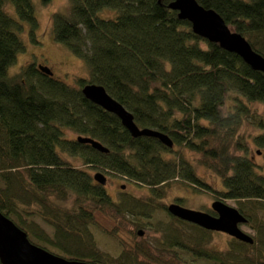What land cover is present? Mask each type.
<instances>
[{"label":"trees","instance_id":"obj_1","mask_svg":"<svg viewBox=\"0 0 264 264\" xmlns=\"http://www.w3.org/2000/svg\"><path fill=\"white\" fill-rule=\"evenodd\" d=\"M67 1L68 12L50 16L51 33L85 63L88 79L78 78L75 86L43 74L35 61L8 75L25 49L23 24L31 44L38 43L39 24L32 0H0L1 214L34 245L72 261L264 264V174L246 155V131L252 126L259 131L253 143L264 148V75L195 35L168 9L173 0ZM195 1L264 58V0ZM10 5L16 17L5 10ZM104 9L115 15L99 18ZM88 83L102 86L140 129L166 134L173 147L156 138L131 137L115 115L81 94ZM80 136L93 138L108 152L79 144ZM195 162L219 179L221 190L203 181ZM87 169L145 189L146 197L126 194L129 198L117 202ZM172 187L233 202L254 231L253 243L233 238L223 252L208 248L210 232L168 215L161 205ZM56 202L71 206L60 208ZM32 207L52 229L51 237L32 219ZM158 209L168 221L152 228L158 234L152 244L132 239L117 257L94 244L91 228H99L98 219L129 221L134 238L137 229H151L147 222Z\"/></svg>","mask_w":264,"mask_h":264},{"label":"rangeland","instance_id":"obj_2","mask_svg":"<svg viewBox=\"0 0 264 264\" xmlns=\"http://www.w3.org/2000/svg\"><path fill=\"white\" fill-rule=\"evenodd\" d=\"M51 2L47 5H42L40 0H32L34 5V12L35 17L37 20L38 29H37V36H38V43L31 44L27 34V25L23 24V31L20 34L21 40L23 41V45H25V49L23 53L18 54L15 63L8 69V75L12 76L14 73H17L21 67L24 66L26 63L34 62L37 65L46 66L52 72V75L61 80L65 85L75 86V81L78 78L88 79V71L85 66V63L82 62L81 59L78 57L73 56L66 47L63 45L55 42L53 40V33H51V22L50 16L53 12H61L66 13L68 8V1L67 0H50ZM10 10L7 9L6 11L16 17L14 13L13 7L10 5ZM115 15L114 11L111 9H104L97 13V16L101 19L112 18ZM260 111H262L261 105L257 106ZM247 138V157L250 158L253 162L256 163V172L259 174H264V148H257L252 141V138L255 134H258L259 131L256 130L253 126L248 128ZM260 152V154H258ZM188 156L195 160L198 158L195 154H188ZM71 162L81 168L80 164L76 161L71 160ZM196 173L203 178L208 185H211L215 189L221 190L222 185L219 179L214 176L210 175L207 171H205L201 166L196 165ZM198 168V169H197ZM89 174H95L96 170H88ZM107 183L104 186L105 190H107L108 194L111 196L113 200L117 202H122L124 199L129 198V196H133L135 198L144 199L146 197L147 191L142 188H138L137 186H130L128 182L123 181L117 178H108L106 176ZM121 186L124 189H121ZM128 194L129 196H127ZM181 197L182 203L181 206L186 209H192L196 211H204L210 208L209 205L214 200L213 196H209L201 191L193 192L191 189L189 190H182L181 187H172L167 194V196L161 200V205L168 206L171 203H176L175 197ZM230 207L236 206L231 201H223ZM60 208L62 207H70V202H56ZM177 204V203H176ZM179 205V204H178ZM32 219L42 227L46 233V235H52V229L49 228L46 224L42 222L39 215L36 213V207H32ZM166 212L163 210H156L152 213L150 220H148L147 225L151 227L148 230L144 231L143 236L135 235L134 238L131 235V232L135 230L134 226L129 223V221H123L121 217H115L113 219H98L99 228H91V233H93V240L94 244L98 250H100L103 254H108L112 257H117L120 254V251L123 246H127V244L131 243L130 241L134 239L135 242H147L152 244L155 239H157L158 234L152 229L154 226H158L159 223L167 224L166 222L168 219L165 215ZM262 220L264 221V212L260 213ZM114 230V236H111L109 230ZM241 230L247 233L250 237L254 236V231L251 230L248 226H242ZM135 233H137L135 231ZM210 243L206 246L210 249H215L218 251L223 252L227 250L229 243L231 242V238L227 237L225 234L214 233L210 237Z\"/></svg>","mask_w":264,"mask_h":264},{"label":"water","instance_id":"obj_3","mask_svg":"<svg viewBox=\"0 0 264 264\" xmlns=\"http://www.w3.org/2000/svg\"><path fill=\"white\" fill-rule=\"evenodd\" d=\"M168 9L176 12L179 20H185L190 24L195 35L206 39L210 43H217L224 51L238 55L242 61L254 71H260L264 75V58L256 54L245 39L233 32L214 11L205 9L197 4L195 0H173L167 5ZM38 69L50 76L52 72L48 67L39 65ZM81 94L91 103L101 107L109 114L117 117L131 137H150L169 148L173 147L170 138L156 130L147 128L140 129L133 121V115L118 104L102 86L88 83L81 88ZM80 144H87L100 153H107L108 149L98 141L89 137H77ZM264 151V150H263ZM260 154V152H258ZM92 179L99 185L104 186L107 179L99 172L92 175ZM124 187L121 186V189ZM216 216L186 209L176 204L168 205V213L187 223H192L199 228L210 232L224 233L230 238H235L242 243H253V238L241 230L247 219L237 209L230 207L223 201H214L211 204ZM140 236L143 231H139ZM0 264H98L91 262L72 261L51 254L43 248L29 241L25 232L19 229L10 219L0 212Z\"/></svg>","mask_w":264,"mask_h":264},{"label":"flooded vegetation","instance_id":"obj_4","mask_svg":"<svg viewBox=\"0 0 264 264\" xmlns=\"http://www.w3.org/2000/svg\"><path fill=\"white\" fill-rule=\"evenodd\" d=\"M107 182H108V181H106V183H107ZM106 183H105V185H106ZM105 185H104V186H105ZM123 189H124V188H123ZM123 189H122V190H123ZM174 197H175V196H174ZM177 198H178V197H175V200H174L175 202H176ZM214 201H220V202H221L222 199H216V198H214V200L211 202V204H212ZM176 203H177V202H176ZM176 203H171V204H176ZM211 204L209 205L210 208H209V209L207 210V212H205V213L209 214L210 216H216L215 213H214L213 210H212ZM169 205H170V204H169ZM176 205H178V203H177ZM178 206H181V204L179 203ZM167 207H168V206H164V208L166 209L167 214L170 215V214L168 213V211H167V210H168ZM181 207H182V206H181ZM200 211H201V210H200ZM202 212H204V211H202ZM178 220H179V219H178ZM195 226H196V225H195ZM197 227H198V226H197ZM198 228H199V227H198ZM203 229H204V228H203ZM204 230H205V229H204ZM139 231H140V230H136V232H137L136 235H137V236H140V235L138 234ZM141 231H142V230H141ZM206 231H208V230H206ZM208 232H210V231H208ZM210 233H211V236H212V234H214V233H218V232H214V231H212V232H210ZM143 234H144V231H143ZM220 234H222V233H220ZM223 234H224V233H223ZM225 235H226V234H225ZM142 236H143V235H142ZM226 236H227V235H226ZM227 237H229V236H227ZM229 238H230V237H229ZM231 239H232V238H231Z\"/></svg>","mask_w":264,"mask_h":264}]
</instances>
